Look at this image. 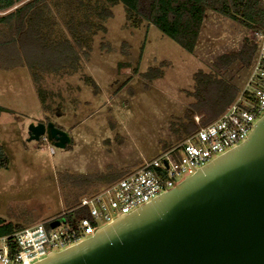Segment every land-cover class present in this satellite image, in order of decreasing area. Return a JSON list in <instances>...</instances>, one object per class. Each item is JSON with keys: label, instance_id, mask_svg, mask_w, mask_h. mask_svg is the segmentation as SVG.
I'll return each instance as SVG.
<instances>
[{"label": "rangeland", "instance_id": "obj_1", "mask_svg": "<svg viewBox=\"0 0 264 264\" xmlns=\"http://www.w3.org/2000/svg\"><path fill=\"white\" fill-rule=\"evenodd\" d=\"M125 6L140 17L138 27L128 24ZM111 9L103 22L106 31L93 35L89 58H81L76 73L42 71L35 82L27 67L0 69V105L8 109L0 114V143L8 157L7 168L0 169V217L16 227L47 221L107 183L81 188L61 181L59 174L124 170L119 178L187 137L195 119L185 133L180 122L192 101L186 91L192 89L193 73L213 69L212 61L252 30L207 6L195 44L186 49L143 9L126 0ZM149 67L162 76L143 78ZM247 69L232 65L225 76L242 85ZM48 120L69 133L71 144L58 148L43 137L27 141L28 125Z\"/></svg>", "mask_w": 264, "mask_h": 264}, {"label": "water", "instance_id": "obj_2", "mask_svg": "<svg viewBox=\"0 0 264 264\" xmlns=\"http://www.w3.org/2000/svg\"><path fill=\"white\" fill-rule=\"evenodd\" d=\"M252 127L172 188L31 264H264V113ZM41 137L72 142L51 120L28 125L27 141Z\"/></svg>", "mask_w": 264, "mask_h": 264}, {"label": "trees", "instance_id": "obj_3", "mask_svg": "<svg viewBox=\"0 0 264 264\" xmlns=\"http://www.w3.org/2000/svg\"><path fill=\"white\" fill-rule=\"evenodd\" d=\"M120 1L0 0V69L27 67L35 82H39L42 71L67 75L76 73L80 69L81 58H89L93 35L106 31L103 22L112 15V5ZM126 1L143 9L159 28L186 49L195 44L203 11L207 6L252 27H257L262 21L258 0ZM125 9L128 24L138 27L141 24L140 17L129 6H125ZM253 54L254 47L244 37L239 46L232 47L212 61L213 69H198L193 73L192 89L186 91L192 101L186 105L180 122L182 132L191 129L195 115L200 116L201 123H206L225 109L240 87L231 77L225 76L226 70L232 65L238 71L246 70ZM141 75L152 80L162 76V72L156 67H149ZM86 79L92 87L97 88L91 77ZM7 110L0 105V114ZM7 166L8 157L0 143V169ZM123 171L111 169L88 174L63 172L59 177L67 184L83 188L92 182L108 184ZM76 199L77 194L72 201ZM74 214L76 217L86 215V211L77 210ZM14 227L16 225L0 217V234Z\"/></svg>", "mask_w": 264, "mask_h": 264}, {"label": "built area", "instance_id": "obj_4", "mask_svg": "<svg viewBox=\"0 0 264 264\" xmlns=\"http://www.w3.org/2000/svg\"><path fill=\"white\" fill-rule=\"evenodd\" d=\"M258 1L262 21L252 27L248 38L254 54L247 78L225 109L206 123H201L195 115V129L176 146L144 160L135 171L83 195L73 208L47 221L1 233L0 264H31L51 251L83 240L114 218L130 213L138 205L172 188L182 180L177 181V178L184 179L246 139L253 123L264 113V0ZM77 210H85L86 215L76 217ZM55 219H59V224L51 227L50 221ZM98 221L103 223L99 225Z\"/></svg>", "mask_w": 264, "mask_h": 264}]
</instances>
